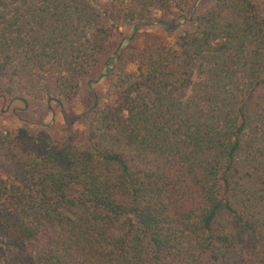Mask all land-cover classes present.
I'll use <instances>...</instances> for the list:
<instances>
[{
    "label": "trees",
    "instance_id": "16d2710c",
    "mask_svg": "<svg viewBox=\"0 0 264 264\" xmlns=\"http://www.w3.org/2000/svg\"><path fill=\"white\" fill-rule=\"evenodd\" d=\"M201 1L0 0V99L71 103L122 26ZM195 20L96 99L86 146L0 132V264H264V18Z\"/></svg>",
    "mask_w": 264,
    "mask_h": 264
},
{
    "label": "rangeland",
    "instance_id": "374dc122",
    "mask_svg": "<svg viewBox=\"0 0 264 264\" xmlns=\"http://www.w3.org/2000/svg\"><path fill=\"white\" fill-rule=\"evenodd\" d=\"M253 2L264 18V0ZM214 4L215 0H202L194 8L195 11L186 7L176 15L164 17V21H171L172 27L176 28L171 32L161 26H148L134 34L131 26H122L111 41L108 51L102 55L99 67L82 82L80 94L75 101L63 105L53 102L50 109L46 102L27 108L22 102L0 99V132L21 127L44 129L58 141H66L73 136L78 145L86 146L96 126V99L100 106L115 102V85L121 77L138 73L141 68L146 70L149 53L158 47L175 49L177 37L195 25L196 16L211 9ZM178 23L182 25L178 26ZM116 53L120 57L119 61L114 62L113 66H105L109 57Z\"/></svg>",
    "mask_w": 264,
    "mask_h": 264
}]
</instances>
